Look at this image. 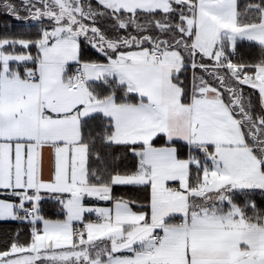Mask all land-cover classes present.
I'll return each instance as SVG.
<instances>
[{
    "label": "snow or ice",
    "instance_id": "1",
    "mask_svg": "<svg viewBox=\"0 0 264 264\" xmlns=\"http://www.w3.org/2000/svg\"><path fill=\"white\" fill-rule=\"evenodd\" d=\"M0 17V264H264V0Z\"/></svg>",
    "mask_w": 264,
    "mask_h": 264
},
{
    "label": "trees",
    "instance_id": "2",
    "mask_svg": "<svg viewBox=\"0 0 264 264\" xmlns=\"http://www.w3.org/2000/svg\"><path fill=\"white\" fill-rule=\"evenodd\" d=\"M6 23H10V21L5 20L4 17H0V29H3Z\"/></svg>",
    "mask_w": 264,
    "mask_h": 264
}]
</instances>
